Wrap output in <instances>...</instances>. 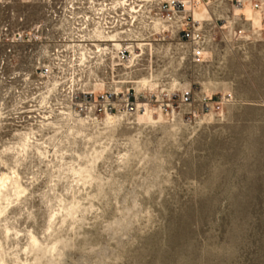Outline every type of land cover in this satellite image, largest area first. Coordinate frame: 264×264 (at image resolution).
<instances>
[{"label":"rangeland","instance_id":"obj_1","mask_svg":"<svg viewBox=\"0 0 264 264\" xmlns=\"http://www.w3.org/2000/svg\"><path fill=\"white\" fill-rule=\"evenodd\" d=\"M241 1L240 12L227 0L207 17L234 11L257 30L259 0ZM23 10L29 20L37 8L8 13ZM6 48L8 89L31 56ZM143 66L137 90L170 82L231 98L194 120L152 110L111 124L50 105L32 125L0 108V264H264V36L226 32L205 61L167 55Z\"/></svg>","mask_w":264,"mask_h":264},{"label":"built area","instance_id":"obj_2","mask_svg":"<svg viewBox=\"0 0 264 264\" xmlns=\"http://www.w3.org/2000/svg\"><path fill=\"white\" fill-rule=\"evenodd\" d=\"M224 1L0 0V44L7 47L3 55L31 56L29 69L21 67L26 71L15 86L1 85L0 108L31 119L32 125L50 105L65 117L73 109L93 118L153 110L194 120L220 113L229 95L213 100L170 82L144 81L148 89L137 90L136 77L145 70L146 57L149 62L170 55L200 63L226 32L236 41L264 36L263 1L250 2L259 16L257 30L234 11L208 18L207 8L219 10ZM229 3L239 12L244 6L241 0ZM14 7H35L36 15L28 20L24 10L8 13Z\"/></svg>","mask_w":264,"mask_h":264},{"label":"bare ground","instance_id":"obj_3","mask_svg":"<svg viewBox=\"0 0 264 264\" xmlns=\"http://www.w3.org/2000/svg\"><path fill=\"white\" fill-rule=\"evenodd\" d=\"M251 10V9H250ZM252 11V10H251ZM201 16H202V14H201ZM257 20H253V22L255 21V24H256V27H258L259 26V18H258V14H257V18H256ZM254 25V24H253ZM146 114H150L151 115V113H146ZM146 114H143V116H145ZM160 116V115H159ZM113 116H111V115H107L106 116V119H105V121L107 120V119H110V118H112ZM117 116H114V120H115V122L117 121ZM107 124H111L108 120H107ZM15 177V176H14ZM6 180H8V178H7V176H3V178H1L0 179V196L2 195V192L4 193V190L2 191V189H6ZM16 181V180H15ZM14 184H15V191L18 193V194H20V193H22L23 192V189L16 183V182H14ZM2 191V192H1ZM7 195V194H6ZM33 242L35 243V240H33ZM38 254V253H37Z\"/></svg>","mask_w":264,"mask_h":264}]
</instances>
